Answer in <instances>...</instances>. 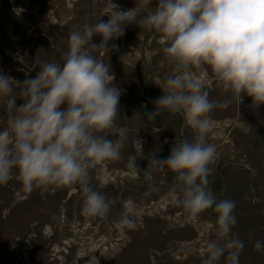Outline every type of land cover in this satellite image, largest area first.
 <instances>
[{
    "label": "rangeland",
    "instance_id": "1",
    "mask_svg": "<svg viewBox=\"0 0 264 264\" xmlns=\"http://www.w3.org/2000/svg\"><path fill=\"white\" fill-rule=\"evenodd\" d=\"M121 10L139 0H112ZM155 0L142 7L140 16L153 11ZM111 0H0V70L16 80L34 77L45 61L62 62L69 33L107 21ZM125 28L109 45L117 48L97 54L110 65L114 83L121 89L117 129H127L122 158L92 169L93 177L107 174L101 189L110 203L105 217L82 212V198L66 189H34L21 193L15 178L0 185V264H204L206 244L215 238L216 213L206 210L191 219L175 203L180 192L174 173L153 163L166 158L174 144L192 133L180 113L162 112L149 121L155 100L163 94L166 78L174 71L163 52L161 34L140 25ZM101 37L93 36L99 44ZM121 57H124L122 60ZM209 91V99L223 101L229 93L207 65L189 69ZM232 99L227 108L211 113L214 128L208 143L216 153L210 165L209 188L218 199L235 201L233 233L244 242L240 264H264V104L253 106L251 97ZM23 101L17 99L19 106ZM9 114L0 101V128ZM117 138L118 132L110 134ZM142 140L137 158L141 171L127 168L135 155V138ZM146 173H151L149 179ZM137 204V227L122 228L119 220L126 200ZM218 264H225L221 259Z\"/></svg>",
    "mask_w": 264,
    "mask_h": 264
},
{
    "label": "clouds",
    "instance_id": "2",
    "mask_svg": "<svg viewBox=\"0 0 264 264\" xmlns=\"http://www.w3.org/2000/svg\"><path fill=\"white\" fill-rule=\"evenodd\" d=\"M152 0H139L121 10L111 0L107 21L101 17L91 25L69 33L68 51L62 62L45 61L32 77L19 81L0 70V101L9 120L0 128V185L14 178L21 193L34 189H66L82 198V212L105 217L110 211L106 194L107 174L93 177L94 166L122 158L127 129H117L120 87L114 83L110 65L98 56L117 48L109 41L123 36L125 28L139 24L161 34L163 52L174 71L165 81L163 94L146 113L155 122L162 112L180 113L191 137L173 145L166 158L153 163L174 173L180 196L175 203L196 219L206 210L216 213L215 238L206 244L204 264H240L244 242L233 233L237 222L235 201L218 199L209 188L210 165L215 145L208 143L214 128V108H227L243 95L253 106L264 104V0H155L154 10L140 16ZM100 36L99 44L93 36ZM123 60L124 57H121ZM207 65L229 93L223 101L209 99L205 84L192 78L189 69ZM17 99L23 101L17 106ZM118 132L113 139L111 133ZM135 155L127 168L141 171L136 163L142 155V140L134 141ZM151 179V173H146ZM119 220L122 228L137 227V204L126 200ZM264 251L262 242L255 243Z\"/></svg>",
    "mask_w": 264,
    "mask_h": 264
}]
</instances>
